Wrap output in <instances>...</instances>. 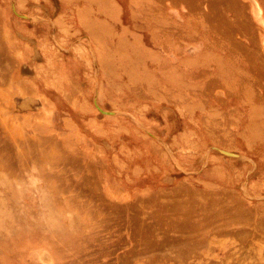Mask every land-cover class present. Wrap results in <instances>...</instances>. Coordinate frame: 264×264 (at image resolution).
<instances>
[{"label":"rangeland","instance_id":"rangeland-1","mask_svg":"<svg viewBox=\"0 0 264 264\" xmlns=\"http://www.w3.org/2000/svg\"><path fill=\"white\" fill-rule=\"evenodd\" d=\"M162 1L0 0V264H264V0Z\"/></svg>","mask_w":264,"mask_h":264},{"label":"bare ground","instance_id":"bare-ground-1","mask_svg":"<svg viewBox=\"0 0 264 264\" xmlns=\"http://www.w3.org/2000/svg\"><path fill=\"white\" fill-rule=\"evenodd\" d=\"M157 1H158V0H157ZM161 1H162V0H161ZM179 1H180V0H179ZM216 1H217V0H210L211 4L214 3V2H216ZM234 1H236V0H234ZM237 1H238V0H237ZM244 1H245V0H244ZM162 2H163V1H162ZM171 2H172V0H171ZM217 2H218V1H217ZM163 3L165 4V2H163ZM230 3H231V2L229 1V5H231L233 2H232L231 4H230ZM234 3H235V2H234ZM239 3H240V2H239ZM245 3H246V2H245ZM211 4H210V5H211ZM222 4H223V3H222ZM246 4H247V3H246ZM261 4H262V3H261ZM263 4H264V3H263ZM210 5H209V6H210ZM212 5H213V4H212ZM235 5H236V4H235ZM235 5H234V7H235ZM240 5H241V4H240ZM206 6H207V5H206ZM209 6H208V7H209ZM219 6H220V5H219ZM184 7H185V6H184ZM213 7H214V5H213ZM245 7H247V6H245ZM263 7H264V6H263ZM188 8H189V7H188ZM215 8H216V6H215ZM217 8H219V7H217ZM217 8H216V9H217ZM251 9H252V8H251ZM210 10H211V9H210ZM223 10H224V9H223ZM236 10H237V9H236ZM253 10H254V9H253ZM189 11H190V10H189ZM212 11H213V10H212ZM214 11H215V9H214ZM231 11H233V9H232ZM194 12H195V11H194ZM219 12H222V11H219ZM229 12H230V11H229ZM229 12H228V13H229ZM251 12L253 13V11H251ZM199 13H200V12H199ZM214 14H215V13H214ZM216 14H217V12H216ZM206 15H207V14H206ZM217 15H218V14H217ZM235 15H236V14H235ZM252 15H254V14H252ZM223 16H224V15H223ZM250 16H251V15H250ZM256 16H257V13H256ZM207 17H208V16H207ZM219 17H221V15H220ZM219 17H218V18H219ZM226 17H227V16H226ZM188 18H189V17H188ZM214 18L217 19L216 17H214ZM237 18H238V17H237ZM249 18H251V17H249ZM261 18H262V17H261ZM205 19H206V18H205ZM205 19H204V20H205ZM220 19H223V17L220 18ZM220 19H219V20H220ZM228 19H229V18H228ZM208 20H209V18H208ZM219 20L217 19V21H219ZM240 20H241V18H240ZM240 20H239L238 22H240ZM244 20H245V19H244ZM210 22H211V21H209V23H210ZM236 22H237V21H236ZM252 22H253V21H252ZM261 22H263V21H261ZM261 22H260V23H261ZM218 23H219V22H218ZM222 23H224V20H223ZM222 23H221V24H222ZM253 23H254V22H253ZM211 24H212V23H211ZM219 24H220V23H219ZM226 24H228V23H226ZM229 24H231V23H229ZM240 24H241V22H240ZM212 25H213V24H212ZM232 25H233V24H232ZM232 25H230L231 28H236V29L234 30V32H236V31H237V27H232ZM262 25H263V24H262ZM216 26H217V25H216ZM216 26H215V27H216ZM242 26H243V24H242ZM215 27H214V28H215ZM218 27H219V25H218ZM258 27H259V26H258ZM212 28H213V27H212ZM217 29H218V28H217ZM242 29H243V28H242ZM221 30H222V28H221ZM254 30H255V29H254ZM217 31H218V30H217ZM219 31H220V30H219ZM222 31H226V29L223 28ZM242 31H245V30H242ZM256 31H257V30H256ZM258 31H259V30H258ZM258 31H257V32H253V34L256 33V35H257V33H261V32H258ZM262 31H263V29H262ZM226 32H227V31H226ZM232 32H233V31H232ZM237 32H238V31H237ZM251 32H252V31H251ZM218 33H222V32H218ZM228 33H229V32H228ZM245 33H247V31H246ZM239 34H240V33H239ZM229 35H230V34H229ZM229 35H228V36H229ZM225 36H226V35H225ZM253 36H254V37H253ZM253 36H252L253 38H256L258 35H257L256 37H255V35H253ZM236 37H237V36H236ZM252 37L249 38L250 41L253 39ZM239 38H240V37H239ZM241 38H242V37H241ZM251 38H252V39H251ZM263 38H264V37H263ZM216 39H218V38H216ZM227 40H228V39H227ZM245 40H246V39H245ZM247 40H248V39H247ZM241 41H242V40H241ZM252 41H253V40H252ZM256 41H257V39H256ZM245 43H246V42H245ZM253 44H254V43H253ZM241 45H242V44H241ZM246 45H247V44H246ZM236 46H238V45H236ZM248 46H249V45H248ZM240 47H241V46H240ZM243 47H245V46H243ZM249 47H251V46H249ZM254 47H255V46H254ZM246 48H247V47H246ZM252 48H253V47H252ZM260 48H261V47H260ZM256 49H258V48H256ZM261 49H262V48H261ZM258 50H259V49H258ZM244 52H245V51H244ZM252 52H255V51H252ZM255 53H256V52H255ZM260 55H261V53H260ZM262 57H263V55H262ZM253 59H254V58H253ZM253 59H252V60H253ZM260 59H263V58L260 57ZM255 62H256V61H255ZM255 67H256V66H255Z\"/></svg>","mask_w":264,"mask_h":264}]
</instances>
